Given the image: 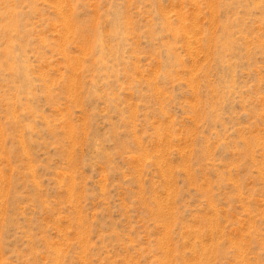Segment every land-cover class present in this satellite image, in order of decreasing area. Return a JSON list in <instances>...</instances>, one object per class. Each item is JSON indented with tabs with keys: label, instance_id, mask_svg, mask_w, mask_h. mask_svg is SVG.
Wrapping results in <instances>:
<instances>
[{
	"label": "rangeland",
	"instance_id": "374dc122",
	"mask_svg": "<svg viewBox=\"0 0 264 264\" xmlns=\"http://www.w3.org/2000/svg\"><path fill=\"white\" fill-rule=\"evenodd\" d=\"M0 264H264V0H0Z\"/></svg>",
	"mask_w": 264,
	"mask_h": 264
}]
</instances>
